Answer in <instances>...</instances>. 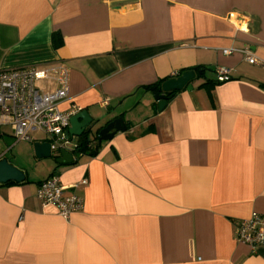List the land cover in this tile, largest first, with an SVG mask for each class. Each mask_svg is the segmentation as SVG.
<instances>
[{
    "label": "crops",
    "instance_id": "obj_1",
    "mask_svg": "<svg viewBox=\"0 0 264 264\" xmlns=\"http://www.w3.org/2000/svg\"><path fill=\"white\" fill-rule=\"evenodd\" d=\"M58 62L60 110L127 129L0 183V264H264V245L235 236L264 216V0H0V70ZM191 68L193 88L158 110L146 86ZM52 172L83 199L68 219L36 196Z\"/></svg>",
    "mask_w": 264,
    "mask_h": 264
},
{
    "label": "built area",
    "instance_id": "obj_2",
    "mask_svg": "<svg viewBox=\"0 0 264 264\" xmlns=\"http://www.w3.org/2000/svg\"><path fill=\"white\" fill-rule=\"evenodd\" d=\"M223 51L228 53L230 49ZM256 60L252 55L247 58L250 63ZM216 73L218 81L231 78L228 67L219 66ZM36 80H52L56 88L53 91L39 89ZM68 90L69 69L62 62L0 70V126L10 125L17 140L33 141L32 133L40 131L50 142L51 153L58 155L60 148L72 147L68 146L65 132L70 116L80 110L74 104L66 111L60 110L59 103L67 99ZM86 182L85 178L80 180V184ZM75 187L76 184L64 185L56 173H51L38 183L36 196L42 205L54 204L61 217L68 219L83 206L81 195L73 190ZM235 236L253 247L264 245V216L252 213L241 219Z\"/></svg>",
    "mask_w": 264,
    "mask_h": 264
},
{
    "label": "water",
    "instance_id": "obj_3",
    "mask_svg": "<svg viewBox=\"0 0 264 264\" xmlns=\"http://www.w3.org/2000/svg\"><path fill=\"white\" fill-rule=\"evenodd\" d=\"M200 77L201 70L192 69L176 73L174 76L162 81L159 89L152 91L156 108L162 110L178 91L191 90L193 88L191 81ZM102 119L103 116L94 118L86 109L75 112L70 116L69 126L65 132L67 141L86 138L87 144L91 140H96L100 144L102 141L110 140L115 133L127 129L122 116L100 123ZM76 147L77 143L72 144V147L60 148L59 154L56 155L51 153L48 140L37 141L33 144L34 153L38 158L54 157L57 166L72 163L74 161L72 153L76 150ZM25 177V172L20 167L7 158H0V183L8 181L19 183L24 181Z\"/></svg>",
    "mask_w": 264,
    "mask_h": 264
},
{
    "label": "rangeland",
    "instance_id": "obj_4",
    "mask_svg": "<svg viewBox=\"0 0 264 264\" xmlns=\"http://www.w3.org/2000/svg\"><path fill=\"white\" fill-rule=\"evenodd\" d=\"M210 73V72H209ZM197 80V79H195ZM193 80V81H195ZM36 86H41L40 80L35 81ZM0 130L4 131L5 135L0 136V155L4 157L13 158L12 161L17 166L21 167L29 176L38 175L46 168L52 169L55 167L54 157L40 158L38 159L34 155L33 144L38 140L43 138V133L40 131H35L32 133V137L37 138V140H17L12 136V129L10 125H2ZM75 139L68 142V146L74 144Z\"/></svg>",
    "mask_w": 264,
    "mask_h": 264
},
{
    "label": "trees",
    "instance_id": "obj_5",
    "mask_svg": "<svg viewBox=\"0 0 264 264\" xmlns=\"http://www.w3.org/2000/svg\"><path fill=\"white\" fill-rule=\"evenodd\" d=\"M56 36H53V44L56 46H58L60 43H61V41L59 42H56ZM192 69H195V70H201V75H202V72H204V69H202V68H191V69H188V70H192ZM183 71H186V70H181V71H179V73H181V72H183ZM165 79H160V80H158L156 83H153V84H151V85H148V86H146V88L147 89H149L150 91H155V90H158L159 89V87H160V85H161V82L162 81H164ZM204 84H206V83H204ZM209 90V89H208ZM209 92V91H208ZM91 142H92V140H91ZM94 144H93V146L91 147V149H89L88 150V146L90 145V142H89V144H87V142H86V138H80L79 140H78V143H77V147H76V149H78V151L80 152V153H82V152H89L90 154H93L96 150H97V148L99 147V143H97V141L96 140H94ZM56 167H57V165H55V169H56ZM52 173H54V172H52ZM8 184L9 183H14L13 181H8L7 182Z\"/></svg>",
    "mask_w": 264,
    "mask_h": 264
},
{
    "label": "flooded vegetation",
    "instance_id": "obj_6",
    "mask_svg": "<svg viewBox=\"0 0 264 264\" xmlns=\"http://www.w3.org/2000/svg\"><path fill=\"white\" fill-rule=\"evenodd\" d=\"M93 142H94V140H93ZM90 143H91V141H90Z\"/></svg>",
    "mask_w": 264,
    "mask_h": 264
}]
</instances>
